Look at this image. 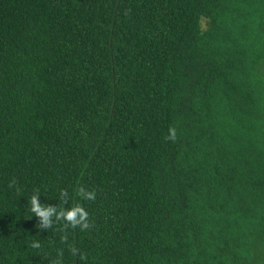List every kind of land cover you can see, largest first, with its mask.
<instances>
[{
	"label": "trees",
	"instance_id": "trees-1",
	"mask_svg": "<svg viewBox=\"0 0 264 264\" xmlns=\"http://www.w3.org/2000/svg\"><path fill=\"white\" fill-rule=\"evenodd\" d=\"M0 264H264V0H0Z\"/></svg>",
	"mask_w": 264,
	"mask_h": 264
},
{
	"label": "clouds",
	"instance_id": "clouds-1",
	"mask_svg": "<svg viewBox=\"0 0 264 264\" xmlns=\"http://www.w3.org/2000/svg\"><path fill=\"white\" fill-rule=\"evenodd\" d=\"M177 137V131L175 127H170L168 129V135L166 139L175 141ZM11 185L15 184V179L10 182ZM78 193L85 200H94L96 198V193L94 191L85 190V188L80 187ZM68 193L61 192V196L67 199ZM38 194H33L30 196V211L37 217H39L40 223L44 228H51L53 225V218L57 221H63L64 225L69 228L80 230H87L90 227L89 214L85 208L81 205H73L66 208H60L57 210L55 206L44 205L39 199ZM33 249H41L42 245L39 240H36L30 245ZM69 248L73 255L76 253L71 245Z\"/></svg>",
	"mask_w": 264,
	"mask_h": 264
}]
</instances>
